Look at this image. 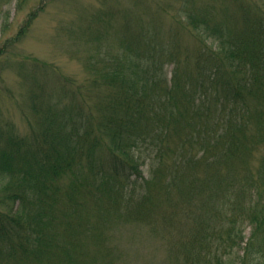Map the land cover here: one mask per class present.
<instances>
[{"label":"trees","instance_id":"trees-1","mask_svg":"<svg viewBox=\"0 0 264 264\" xmlns=\"http://www.w3.org/2000/svg\"><path fill=\"white\" fill-rule=\"evenodd\" d=\"M235 1L170 3L195 51L125 19L94 77L21 107L25 137L1 124L0 264H114L119 225L166 264H264V16Z\"/></svg>","mask_w":264,"mask_h":264},{"label":"rangeland","instance_id":"rangeland-1","mask_svg":"<svg viewBox=\"0 0 264 264\" xmlns=\"http://www.w3.org/2000/svg\"><path fill=\"white\" fill-rule=\"evenodd\" d=\"M172 1L0 0V128L10 125L25 137L28 126L21 107L28 113L25 108L31 97L37 107H41L40 101L56 103L62 89L74 90L94 77L90 68L104 67L102 57L118 53L125 19L135 28L136 19L144 20L160 34L180 31L187 47L195 51L197 45L164 14ZM194 1L200 8L218 10L219 18L225 5V11L234 14L240 6H248L242 2L237 7L235 0ZM250 1L264 16V0ZM140 169L147 176L148 165ZM100 228L105 240L107 235L112 240L106 225ZM112 231L116 241L108 247L114 250V264H166V241L151 235L146 227L119 225ZM244 235H250L249 227ZM97 261L104 262L101 258Z\"/></svg>","mask_w":264,"mask_h":264}]
</instances>
